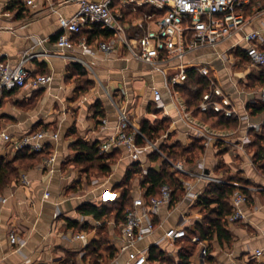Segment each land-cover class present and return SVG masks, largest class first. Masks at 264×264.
<instances>
[{
	"label": "clouds",
	"instance_id": "clouds-1",
	"mask_svg": "<svg viewBox=\"0 0 264 264\" xmlns=\"http://www.w3.org/2000/svg\"><path fill=\"white\" fill-rule=\"evenodd\" d=\"M13 2L0 0V59L8 57L0 67V89L22 83L33 69L30 61L52 52L55 55H50V71L29 84V88L37 90L47 87L48 93L29 116L12 113L21 123L0 131V153L12 155L22 143L30 144L36 153L49 139L53 141V153L51 163L44 159L31 171L28 165L25 171L15 174L19 189L6 188L0 197V264H77L84 255L95 251L93 245H103L115 255L102 258L97 253L89 264H147L149 248L156 244L176 257V264H183L177 256L181 249L176 240L187 239L196 222L206 219L205 210H194V206L209 183L219 182L215 175L205 174L218 161L217 134L212 130L215 121L208 128L204 124L205 114L213 108L221 114L216 103L220 99L239 114V123L230 138L239 140V145H230L232 163L225 170L235 176L243 169L245 176L258 182L246 191L264 192V174L255 171L251 154L245 150L251 139L247 128L264 131V113L252 120L245 104L252 95L262 97L264 90L249 92L238 80L252 71L264 72V0H18L24 5L19 21L14 17L22 9L17 6L8 10ZM149 21L151 26L146 27ZM61 31L63 38L53 47L49 39ZM95 31L116 35L108 39L96 37L91 43L79 35ZM237 53L249 59H238ZM72 65H78L85 76L66 85V77L74 70ZM193 72L194 80L189 79ZM89 85L92 86L86 95L81 94L75 104L69 103L75 99L77 86ZM196 93H201L199 99H194ZM21 95L26 98L31 93L25 89ZM86 101L90 102L88 110L81 108L77 115L76 109ZM97 104L104 113L99 129L92 118ZM149 106L160 116L150 115ZM196 112L201 115L194 119ZM38 117L51 119L54 124L59 117V125L53 132H41L21 142L18 133L27 132L39 122ZM146 117L153 128L165 120L169 123L158 134L143 136V144L137 148L134 142L142 135ZM77 121L78 136L90 143L97 138L100 142L97 155L85 168L107 171L103 179L89 180L85 176L79 190L68 193V188L79 181L80 170L63 169L65 158L73 155L63 136ZM169 137L185 150L192 147L190 140L203 138L204 151L193 163H186L190 157L184 158L182 152L177 159V153L161 151ZM116 152L120 155L111 167L101 162ZM153 153L160 155L155 164L149 159ZM237 155L242 160L240 164L235 163ZM169 156L172 170L165 181L156 185V194L149 197L151 183L142 185L153 167L163 173ZM135 161L140 163L139 175L129 184L128 172ZM45 166L49 170L41 178ZM8 168L15 173L10 162ZM178 171L194 173L196 178L181 184L175 176ZM177 187L183 195L173 203ZM24 188L30 197L24 195ZM106 189L116 193L111 202L101 198ZM250 199L240 191L232 194L225 205V210L230 211L225 226L231 227L232 241L221 244L210 238L201 243L199 264H206L209 250L214 252V264H264V206L256 201L250 207ZM125 203L128 208L121 215ZM32 204L41 210L39 221L29 214ZM83 207L112 215L97 218L79 214L77 209ZM62 217L78 227L69 230L61 225L53 231L52 225ZM199 242L200 237L194 236L193 246Z\"/></svg>",
	"mask_w": 264,
	"mask_h": 264
},
{
	"label": "crops",
	"instance_id": "crops-1",
	"mask_svg": "<svg viewBox=\"0 0 264 264\" xmlns=\"http://www.w3.org/2000/svg\"><path fill=\"white\" fill-rule=\"evenodd\" d=\"M17 6H19L22 9V11L17 13V15L14 17V21H19V20H21L23 18L24 5L23 4H18V0H14L13 4L11 5V7L8 10L10 11V10H12V8H15ZM59 34H57L56 36L51 37L49 39V43L52 44L53 47L56 46L55 42H56V39H57ZM80 36H84L89 43H91L94 38L100 37V36H96V35L88 36V34L86 32H82L80 34ZM100 38L105 39L107 37H105V38L100 37ZM50 55L54 56L55 53L52 52V53H50ZM50 55H43L42 57H37L35 60L30 61L29 63L33 65V69L31 70V72L33 74H46V73H48L50 71V68H51L50 62H49ZM237 56H238V59H241L243 61H247L248 60V58L246 57L245 54L237 53ZM2 59L7 60L8 57L5 55ZM72 68L74 70L65 79V84L66 85H71L73 81L77 80L78 78H83L85 76V74L83 76H80L78 74V71H77V69H76V67L74 65H72ZM257 75L258 74H253L252 72H250L246 77H243V78L238 77V80L240 82L241 87L246 88L247 91H249V92H255L256 90H260V87H261L262 83H259V81H257ZM91 86L92 85H90L87 89H82L83 87L77 86V93H76L75 99L70 101L69 103L75 104L76 101L81 99V94H84V95L87 94V91L91 88ZM25 89H27L31 93V95L26 97V98H22L21 94H22L23 90H25ZM48 91H49V89L47 87H42V88H39L37 90V89H31L28 86L22 87V88H12V89H5L3 87L2 89H0V130H2L4 127L20 124L21 123L20 119H18L14 115H12V113L19 112L24 117L29 116V114L33 113L35 105H37L41 101V99L48 93ZM117 95H119V93H117ZM89 103L90 102H87V101L81 103L80 107L76 109L77 115H78V113H79L81 108H83L85 110H88ZM262 103H264V102L261 101L260 98L257 97L256 95H252V96H250L248 98V101L245 104V110L248 112L249 117L252 120H256L257 118L261 117L262 113H264V110L260 111V112H255V113L252 111L253 106L258 105V104H262ZM56 108H58V102L54 105V110ZM60 114L61 115H66V113H60ZM149 114L152 115V116H156V117L160 116L159 112H156V113L151 112V106H149ZM233 115H235V117L237 118V122H236L235 125L224 127V128H218V127H213L212 128V130L218 134L217 140L215 141L216 156H217V161L218 162H217V165L214 167V169L211 172H209L208 170H205V174L206 175H215L220 182H236V181H233V180H236L237 178L242 180V182L239 183V184L242 185L243 191L245 190L246 194L251 197V199L248 201L249 206L250 207L254 206L256 201H260L261 205L264 206V192H261L259 190L255 191V192L246 191V189L255 188L257 183H258L257 181H254L250 177L245 176L243 169H239L238 170L239 174L235 175V176L230 174L229 172H226V170H225L226 166H228V165H230L232 163V159H231V157H229V153L231 151L230 145L232 143H235L237 146L239 145V140H231L230 139L233 136L234 132H235L236 126L239 123V114L238 113H234ZM92 118L96 122V129H99L102 126L101 120H102V118H104V113L102 111V106L101 105L97 104L95 106L94 115H93ZM197 118H199V117H197L195 115L194 119H197ZM145 119H147V117ZM38 120H39V122L38 123H34L33 126H30L28 128L27 132H30L32 130L33 131H37L39 129H46V130H48L50 132H53L55 130V128L58 127V125H59V117H56V123L55 124L52 122L51 119H42V118L38 117ZM168 123H169V121H167V120L163 121V125H167ZM77 124H78V121L76 123L72 124L70 127H68L67 131L64 133V136H63V138L66 141H69L68 148H69V151L71 153H73V155L65 158V160L62 163V167H63V169L65 171H67V169H70V168H74V169H79L80 170V172H79V181L74 186L68 188V190H67L68 193H71L73 191L79 190L80 186L84 183L85 176H87L89 180L94 179V178L103 179V175L91 176L90 174L84 173L81 170V166H79L74 161L75 151L72 149V144L75 142V140L77 138L83 139L82 137L77 135V131H78ZM204 125H206L207 127L212 126V125H210L209 123H206V122H205ZM261 128L264 129V120L261 121ZM27 132H24V133H27ZM24 133H18V136L21 135V134H24ZM247 135L251 139H250V142L247 145H245V150L248 153L251 154L252 163L255 165V171L258 172V173L264 174V159L263 158L256 159L257 147H256V144H255L256 141H254V138H255L256 135L264 136V131L257 132L254 127L249 126L247 128ZM200 140L202 142L201 145L203 146L202 150H199V151L198 150H194L193 151L194 155L191 157L190 160L186 159V163H193L198 158V156L203 153L204 145H205V139L201 138ZM93 141H98L99 142V139L97 138V139H95ZM87 142H89V141H87ZM172 143H175L174 137H169V139L167 141V144H172ZM190 143H192L191 140H190ZM138 144L142 145L143 141L141 143H138ZM45 145H48V148L45 151L46 154L44 156H42L41 160H38V161L34 162L31 165V168L27 169L28 171H31L32 168H35V166L37 164H39L43 160V158H45V157H47V156H49V155H51L53 153V141L51 139H49L46 142ZM6 155L7 156H12L13 154L9 155L8 153H0V156H6ZM119 155H120L119 152L114 154V157L112 158L111 162L109 161L110 162V167H111L112 161L114 159H118ZM183 157L187 158L185 156H183ZM224 157H229V159H224ZM176 158L180 159L181 156H177ZM149 159L153 162V164H155V162L157 160H159V159L153 160L152 156H150ZM235 163L236 164L242 163V160L239 157V155H237ZM134 164H137V166L139 168V171H140V163H139V161H135ZM170 164H171V167H170V171H171L173 163H170ZM155 168H158V167H155ZM48 170L49 169L46 170V169L42 168V176H41V178L43 176L47 175ZM23 171H25V168L24 169L23 168L20 169V172H23ZM139 171L136 172V173H131V176L128 179V183L129 184L132 182V179L135 176L139 175ZM175 176L178 177V179L180 180L181 184L190 182V181H192V180H194L196 178L194 173L185 175L181 171L180 172H176ZM33 183H35V181H33ZM9 187H14V188L19 189L20 186L16 184V180L15 179L10 181L8 184L0 187V197L4 196V190L6 188H9ZM180 190H181V188H180ZM23 191H24V195L26 197H30L31 196V193L28 191L27 188H24ZM130 191L131 190H129V192ZM182 195H183L182 190L180 192H178V193L175 192L173 194V203H175L178 200V198L181 197ZM101 198L103 200H105V201L114 200L116 198V193L106 189L104 192L101 193ZM2 207H3V201L0 200V208H2ZM194 210H202L201 207L198 205V200H197V202H196V204L194 206ZM77 212L79 214H82V215H91V214H83V213L80 212L79 209H77ZM29 214L32 215L35 218L36 221H39L40 216H41V210H39L37 208V205L32 204L31 207L29 208ZM109 216H111V215H109ZM15 219H16L15 216H13L12 220L14 221ZM197 222H200V221H197ZM61 225H66L69 230H71L72 228H77L78 227L77 224L71 226L69 221L62 217V218L57 220L52 225L53 231L58 230ZM194 227H193V229H191V231L194 230ZM225 228L227 229V231L229 233V240H224V239L220 240V239L217 238V235L215 233H213L210 238L218 239L221 242V244H224V243H229L230 244L231 241H232V237H231V234H230L231 233V227L230 226H225ZM210 238H208L206 240H201V242L195 244V246L193 247V250H192V252H191V254L189 256V262H190L189 264H199V261L197 259V253H198V250L200 249V244L204 243L205 241L209 240ZM176 244H177V246L179 248H181L183 242H182V240L177 239L176 240ZM153 246L156 247L157 249H159L160 251H162L165 256H167L174 263H176V257H174L170 253H168V251L165 248L161 247L158 244L153 245ZM153 246H151V247H153ZM150 248H149V250H150ZM60 251H61L60 249H57V252H60ZM97 253L102 258H104V257L110 258L111 256L115 255V253L113 255L108 253L105 248H100L95 254H97ZM206 255L209 257V259L206 261V264H214V252L212 250H209L206 253ZM177 256L179 257V252L177 253ZM91 260H92V254H91V252H89L87 255H84L82 258H80L77 261V264H89V262ZM97 264H98V262H97ZM147 264H160V263H159L158 260H151V261H148Z\"/></svg>",
	"mask_w": 264,
	"mask_h": 264
},
{
	"label": "trees",
	"instance_id": "trees-1",
	"mask_svg": "<svg viewBox=\"0 0 264 264\" xmlns=\"http://www.w3.org/2000/svg\"><path fill=\"white\" fill-rule=\"evenodd\" d=\"M82 33V32H81ZM80 33V34H81ZM87 33V32H86ZM111 33V32H110ZM110 33L105 34L102 31H95L91 34L87 33L88 36L96 35L100 37H107ZM79 34V35H80ZM78 71V74L80 76H83L85 73L78 65H74ZM195 78V72L190 74L189 79ZM257 81L259 83L264 82V73H259L257 75ZM197 83L205 84V81H199ZM90 86V85H89ZM88 86V87H89ZM87 89V88H82ZM203 89H201V92ZM201 93H196L194 96V99H199V95ZM264 110V103L258 104L253 106L252 111L260 112ZM221 114H217V111L214 109L210 112L205 114L207 116L206 123H209L212 125V122L215 121V126L218 128H224L228 126H233L237 122V118L235 115L232 116H226L223 112H220ZM197 117H200L201 113L196 112L195 114ZM165 125L163 123L158 124L156 127H151L149 123L147 122V119H145L143 125H142V135L136 139L137 143H141L143 141V136H154L158 134L159 132L163 131ZM33 131V130H32ZM257 150H256V159L263 158V150H262V144L264 142V136L256 135L254 138ZM201 140H197L195 142H192V147L190 149H183L176 143L167 144L166 147H163L161 149L162 152H168V153H177V156H180L179 153H183V156L185 157H191L194 155V150H202L203 146L201 145ZM48 148V145H46L45 149L40 152L33 153L32 151H29L27 148L18 149L15 151V153L12 156H0V187L8 184L10 181L15 179V174L20 173L21 168H25L28 165H32L34 162L41 160L42 156L46 154V150ZM72 149L75 151V157L74 161L79 166H81V170L89 174L91 170H96L100 173H105L107 171V168H100V167H88L85 168V166L95 157L99 150V142L93 141V142H87L81 138H77L75 142L72 144ZM117 153V152H116ZM153 160L160 159V155L158 153H153L152 155ZM113 156L110 157H104L102 158L101 162L108 165L110 167V162L112 160ZM110 161V162H109ZM11 164V169L15 170V173L10 171L8 168V164ZM173 163L171 156H169L168 161L164 165L163 173H161V169L153 167L150 171V175L147 180L144 181L143 185L144 187H147L149 183H151L152 187L148 191V195H155V187L156 185H160L163 181L167 179V173L170 171L171 164ZM139 171V168L137 164L133 165V170L128 172V179L131 176V173H136ZM156 173H161L160 175H156ZM5 176L7 179L5 180ZM178 179V177L176 176ZM237 183H241L242 180L236 179L233 180ZM236 187L232 185L231 183L226 182H211L208 184L206 189L204 190L203 194L198 198V205L201 207L202 210H205L206 212V219L202 222H196V225L194 227V230H190L188 238L185 239L179 238V240H182L183 244L181 246V250L179 251V260L183 262V264H189V256L193 250V244L191 242V238L193 235H198L200 237V240H206L211 237L213 233L217 235V238L222 240H229V233L227 229L225 228V217L230 213V211L225 210V205L229 202L230 197ZM240 189L243 191V187L241 185ZM180 187H177L175 189V192H180ZM174 192V193H175ZM245 194V190L243 191ZM246 196H248L246 194ZM108 202H111L113 200H107ZM213 205V206H212ZM128 207V204L125 203L123 205V208L120 210L121 215H123L124 209ZM81 213L83 214H91L96 216L97 218H102L104 215H112L111 212L105 213V212H97V210L94 207H83L79 209ZM115 209H113V212ZM118 223L122 221H117ZM70 223V222H69ZM71 226L76 225L74 223H70ZM205 226L207 230L205 229ZM95 248L94 252H91L92 258L95 253L100 248H105L103 245L97 246L93 245ZM106 249V248H105ZM115 251L111 252L110 254L113 255ZM151 260H158L160 264H176L174 263L170 258L164 255L162 251L157 249L156 247H151L148 254V261Z\"/></svg>",
	"mask_w": 264,
	"mask_h": 264
},
{
	"label": "built area",
	"instance_id": "built-area-1",
	"mask_svg": "<svg viewBox=\"0 0 264 264\" xmlns=\"http://www.w3.org/2000/svg\"><path fill=\"white\" fill-rule=\"evenodd\" d=\"M225 22H227V21H225ZM151 23H152V21H149V22H148V25H146V27H150V26H151ZM135 26H136L135 23H133V27H135ZM88 27H91V25H88ZM100 27L102 28L103 25H100ZM63 35H64V32L62 31V32L58 35V37H57V39H56V42H55L56 45H57L58 42L63 38ZM115 35H116L115 32H111V33L107 36V38H105V39H108L109 37H112V36H115ZM182 35H183V34H182ZM245 55H246V54H245ZM246 57L249 59V57H248L247 55H246ZM6 62H7V60H5V59H0V67H2L3 65H5ZM26 71H27V70H26ZM43 75H44V74H33V73L30 71L29 74L27 75V78L24 79L22 83H17V84H15V86H14L13 88H22V87H26V86L29 87L30 82H32L33 80H38V79H40ZM4 88H5V89H9V88H7L6 86H5ZM11 89H12V88H11ZM31 89H36V88H31ZM260 90H264V82L261 84ZM262 97H264V92H262ZM262 97H259V98H260L261 101L264 102V98H262ZM216 103H217V106L220 107V112H223L226 116H229V115H228L229 112H233V114L235 113V112L233 111L232 106H231V105H225L222 99L218 100ZM213 109L216 111V108H213ZM103 120H104V118H102V120H101V124H102V125H103ZM204 127H205V128H208L206 125H204ZM0 131H2V130H0ZM41 132H50V131H48V130H46V129H39V130H37V131H30V132H27V133L21 134V135H19L18 137H19V139H20L21 142H22L23 140L30 139L31 137H33V136H35V135H37V134H39V133H41ZM213 132H214V131H213ZM214 133H216V132H214ZM216 134H217V133H216ZM217 136H218V134H217ZM134 143H135L136 147L139 148L140 145L137 143V141H135ZM9 147H11V146H9ZM45 147H46V145L44 146L43 150L45 149ZM23 148H27L29 151H32V148H31V145H30V144H23V143H22V146H21L19 149H23ZM17 150H18V149H17ZM43 150H41V151H43ZM262 150H263V159H264V142H263V144H262ZM39 152H40V151H39ZM51 155H52V154H51ZM51 155H49V156L43 158V160H44V159H49V163H51V161H50V157H51ZM44 169L47 170V169H48L47 166H45ZM178 172H180V171H178ZM219 182H220V181H219ZM226 183H231L232 185H234V186L236 187V188L234 189L233 193L236 192V191H240V192H242L244 195H246V194L240 189L241 185H240L239 183H237V182H226ZM233 193H232V194H233ZM148 196H149V197H152L153 195H148ZM231 198H232V195H231V197H230V200H231ZM127 208H128V207H127ZM127 208H126V209H127ZM228 215H230V213H229ZM228 215H227V216H228ZM227 216H226V217H227ZM121 223H123V221H122ZM194 236H197V235H194ZM194 236H192L191 241H192V239H193ZM179 238H183V237H178L177 239H179ZM200 242H201V240H200ZM147 263H148V258H147Z\"/></svg>",
	"mask_w": 264,
	"mask_h": 264
},
{
	"label": "rangeland",
	"instance_id": "rangeland-1",
	"mask_svg": "<svg viewBox=\"0 0 264 264\" xmlns=\"http://www.w3.org/2000/svg\"><path fill=\"white\" fill-rule=\"evenodd\" d=\"M252 73H253V74H259V73L255 72V71H252ZM260 73H264V72H260ZM89 174H90L91 176L102 175V173H100V172H98V171H96V170H94V169L91 170Z\"/></svg>",
	"mask_w": 264,
	"mask_h": 264
}]
</instances>
